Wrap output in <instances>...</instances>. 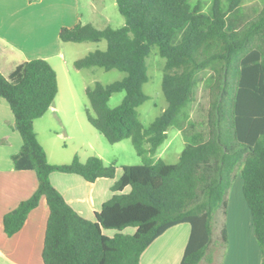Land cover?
Wrapping results in <instances>:
<instances>
[{
  "label": "trees",
  "instance_id": "1",
  "mask_svg": "<svg viewBox=\"0 0 264 264\" xmlns=\"http://www.w3.org/2000/svg\"><path fill=\"white\" fill-rule=\"evenodd\" d=\"M31 2L34 0H30ZM125 25L98 29L92 24L63 28V43H99L75 62L78 70L99 67L126 76L86 89L89 123L111 145L130 139L143 164L124 166L114 195L95 220L73 209L51 182L54 173L75 174L89 184L115 179L116 166L97 156L82 163L51 164L38 139L35 122L52 108L59 92L57 73L44 59L19 65L9 77L0 72V100L13 113L23 145L12 161L18 171H34L38 188L6 214L9 237L47 199L44 264H141L142 255L169 229L188 224L191 234L180 264H217L228 246L225 218L228 196L240 173L255 238L264 264V8L238 23L245 0H211L208 11L192 0H115ZM157 47L165 60L163 113L149 126L138 108L151 97L147 60ZM203 82L208 105L204 123L191 117L196 90ZM122 103L111 108L116 93ZM175 128L186 146L175 164L156 159ZM129 189V192L125 191Z\"/></svg>",
  "mask_w": 264,
  "mask_h": 264
},
{
  "label": "crops",
  "instance_id": "2",
  "mask_svg": "<svg viewBox=\"0 0 264 264\" xmlns=\"http://www.w3.org/2000/svg\"><path fill=\"white\" fill-rule=\"evenodd\" d=\"M80 5L81 0H0V72L9 77L19 65L34 59H44L57 73V98L64 93L74 96V75L82 71L76 69L74 64L81 58L69 60L66 46H76L78 43H63L60 32L63 28H73L78 24L95 25L83 21ZM70 49L72 55H75L76 47ZM57 98L49 110L54 114L64 112L61 106L56 105ZM43 118L35 122L39 142L49 162L59 164L51 146L53 128H43L39 123ZM59 123V129L66 131L60 118ZM22 145L11 108L1 99L0 264H44L42 256L50 215L45 197L41 198L39 206L29 214L17 234L9 237L3 226L6 214L32 197L38 188V178L34 171H18L14 168L12 158L19 153ZM122 175L123 171L117 170L114 180L99 179L89 184L79 175L54 173L51 182L74 210L88 220H95V213L100 212L103 205L113 197V187ZM234 184L228 196L227 216L220 218V224L226 223L229 242L217 264H261V250L255 238L251 212L243 195V182L237 186ZM125 192L128 193L129 189ZM190 234L191 227L188 224L169 229L142 255L141 264H180Z\"/></svg>",
  "mask_w": 264,
  "mask_h": 264
},
{
  "label": "rangeland",
  "instance_id": "3",
  "mask_svg": "<svg viewBox=\"0 0 264 264\" xmlns=\"http://www.w3.org/2000/svg\"><path fill=\"white\" fill-rule=\"evenodd\" d=\"M202 2L205 11H208L211 0H192L193 4ZM264 8V0H245L240 8L238 23H244L252 19ZM81 15L85 23L93 22L98 29L107 27L120 28L125 25V18L120 14L115 0H81ZM70 47H76L75 55H72ZM106 41L99 43L87 42L76 46H66V54L69 60L73 58H84L90 52L96 50H106ZM149 81L144 84L143 91L151 97V100L138 108L140 120L147 128L158 118L167 107V102L162 91L163 70L165 60L160 56L157 47L151 49L147 60ZM125 73L117 70L105 71L95 67L83 69L79 74L74 75V96L67 93L57 98V106H61L64 112H48L40 120L43 128H53L51 146L56 152L59 160L58 165L70 164L74 157L78 155L80 161L85 163L93 156L102 157L106 160V165L114 164L117 170H122L124 166H140L143 160L139 157L130 139L118 144L111 145L88 121L86 110L90 109V103L86 95L88 87H94L96 83L109 85L122 80ZM125 93H116L112 96L109 106L115 108L119 106ZM207 93L203 82H200L196 90L195 102L191 109V117L199 124L204 123V111L207 107ZM64 122L66 131L59 129V118ZM186 146L183 133L175 128L168 132V139L158 149L156 159H162L168 164H175L179 161L180 155ZM101 158V159H102ZM64 162V163H63ZM116 170V172H117ZM116 177V176H115ZM114 180V179H111ZM235 184L242 183V176L239 173L235 179ZM220 214L218 219H220ZM220 236V223L216 224L215 238Z\"/></svg>",
  "mask_w": 264,
  "mask_h": 264
}]
</instances>
